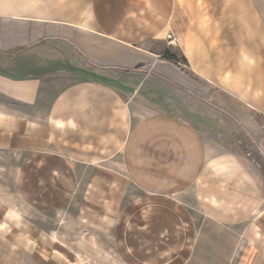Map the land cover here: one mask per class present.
Segmentation results:
<instances>
[{
	"label": "crops",
	"instance_id": "0c3cea01",
	"mask_svg": "<svg viewBox=\"0 0 264 264\" xmlns=\"http://www.w3.org/2000/svg\"><path fill=\"white\" fill-rule=\"evenodd\" d=\"M178 1L90 0L89 25L0 0V151L24 155L15 186L29 207L63 209L82 192L78 257L49 242L25 264H264V158L227 143L209 91L262 137L263 20L244 0L200 8L181 51L210 86L188 95L160 45ZM38 170L72 174L45 177L39 198Z\"/></svg>",
	"mask_w": 264,
	"mask_h": 264
},
{
	"label": "rangeland",
	"instance_id": "374dc122",
	"mask_svg": "<svg viewBox=\"0 0 264 264\" xmlns=\"http://www.w3.org/2000/svg\"><path fill=\"white\" fill-rule=\"evenodd\" d=\"M209 1L211 0H179V8L175 15L176 27L165 35L160 44L161 48L165 47L168 52L165 53L166 55L174 57L176 65L186 76L185 84H182L179 88L183 93L188 95L191 92H195V90L203 93L206 91L205 86H210L209 83H206L204 79L197 75L181 51L182 35L186 30L188 22ZM244 1L247 7L250 6V10L254 14L256 13L261 17L264 24V0ZM38 4H46L53 7L54 14H61L66 11L65 16H68L71 20L80 19L86 24H93L90 0H38ZM169 48L174 53H171ZM209 91L214 94L215 108L218 109L219 113H228L229 115L231 136L227 140V143L236 152L240 150L246 152L247 156L251 158L255 155H261L264 158V152L261 151V148L264 146V114L254 111V114L259 116L263 124L262 137H259L258 131L252 127L242 129V124L238 118H241L244 113L239 110L237 104L234 105L230 102L227 106L225 102L221 101L223 91L212 86ZM219 102L221 104L223 102L224 105H216ZM227 107H229L228 110L225 109ZM238 125L239 129L244 132H238ZM20 157L22 159L24 155L0 151V229L3 231V234L1 233V241L5 243L4 249H0V264H25V262H30L31 255H37L41 258V254L44 252L42 246L49 242H53L61 250L71 251V259L77 258L78 255L73 252L76 249L71 248L77 247L80 240L85 236V232L81 227L82 223L77 218V210H79L82 192L74 193L73 202L63 209H57V207L42 208V206L29 207V202L24 200V193H19L15 186L16 166L19 164ZM105 171L103 170L102 172L104 173ZM35 172H38V175H34V177L39 180V183L43 182L47 176L53 175L56 181V177L60 179V177H63L67 173L72 174L66 170H38ZM72 172L75 173L74 170ZM87 174L89 177L92 175L88 170ZM103 176L105 175L103 174ZM34 184L35 182L33 181V186ZM34 188L38 191L39 198L46 194L44 186L41 183L37 184ZM84 188L86 189V187ZM55 190L56 186L53 185L54 193ZM137 193H142V191L138 190ZM24 196L30 199L28 194ZM26 197L25 199H27ZM69 247L70 249H68ZM81 262L83 260L79 258L74 263L79 264Z\"/></svg>",
	"mask_w": 264,
	"mask_h": 264
},
{
	"label": "trees",
	"instance_id": "16d2710c",
	"mask_svg": "<svg viewBox=\"0 0 264 264\" xmlns=\"http://www.w3.org/2000/svg\"><path fill=\"white\" fill-rule=\"evenodd\" d=\"M168 60H175L174 57H169ZM176 63V61H175Z\"/></svg>",
	"mask_w": 264,
	"mask_h": 264
}]
</instances>
